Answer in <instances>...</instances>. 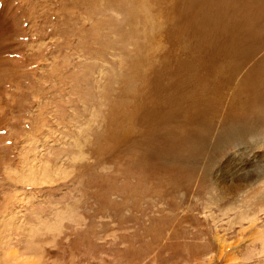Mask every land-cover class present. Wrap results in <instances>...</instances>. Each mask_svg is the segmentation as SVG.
I'll use <instances>...</instances> for the list:
<instances>
[{
  "label": "rangeland",
  "instance_id": "rangeland-1",
  "mask_svg": "<svg viewBox=\"0 0 264 264\" xmlns=\"http://www.w3.org/2000/svg\"><path fill=\"white\" fill-rule=\"evenodd\" d=\"M233 152H264V0H0V264H227Z\"/></svg>",
  "mask_w": 264,
  "mask_h": 264
},
{
  "label": "bare ground",
  "instance_id": "bare-ground-1",
  "mask_svg": "<svg viewBox=\"0 0 264 264\" xmlns=\"http://www.w3.org/2000/svg\"><path fill=\"white\" fill-rule=\"evenodd\" d=\"M167 116H170V115H167ZM167 116L165 117L167 118ZM177 120L178 119H176V121ZM170 125L171 127L169 128H172L173 124L171 123ZM202 128H203V125H202ZM199 130H201V128H199ZM202 130H205V129H202ZM192 131H193V127L191 129V133ZM238 131L239 129L234 130V132L236 133ZM176 132H174V134L171 132V134L175 136ZM201 132L204 133V131H201ZM191 133H188V134H191ZM255 144H252V145L249 144L243 151L240 149L241 154L249 155V152L251 151V149L253 150V148L256 147ZM261 153L263 154L264 152H260L259 154L256 153V155H253V156L250 155L249 159L246 158L244 159V161L243 160L240 161L241 157L236 156L233 152L225 159V163L222 165V167L220 166V169L218 170L220 174L217 175L216 177L214 176L216 179V183H215L216 186L214 187L216 188L218 186L220 190H222L221 192L223 193V195L218 196V194H214L213 191L209 193L211 195H210L209 203L207 205L210 211L211 219L215 224L220 223V226L225 225L224 226L225 232L230 231L231 233L232 232L235 233L232 242H229L225 237L226 233H223L221 235L217 234L219 226L216 225L217 233H216L215 242L217 241L219 243L220 250H221L217 252L216 257L217 256L222 257L223 251L229 250L225 257L226 258L225 263L227 264L228 263H231V264H264V158H261L263 156ZM31 167L29 165H26L23 170L24 172L23 171L22 172L27 173L28 175L27 179H36V175L32 171ZM234 168H238L239 171H235ZM42 170L39 169V173H42ZM170 170H173V169H170ZM241 170H242V173H240ZM211 187L213 188V186ZM228 196H234V197L229 198ZM226 198H228L227 199L228 203L227 205L222 206L221 200L225 201ZM224 203H226V201ZM214 208L216 209V211ZM3 223L5 222L3 221ZM234 227H237L236 231H233ZM215 254H216V251H215ZM212 256L214 257V255ZM2 258L5 260V264L6 263L7 264H39L40 262L39 260L35 261L31 257H29L28 254L26 256L23 252H20V251L17 252L14 248H12V250L10 249V251L8 252H6L5 250L3 252Z\"/></svg>",
  "mask_w": 264,
  "mask_h": 264
}]
</instances>
